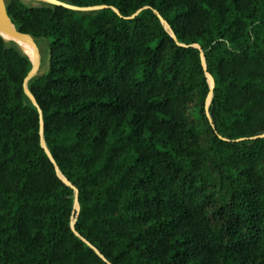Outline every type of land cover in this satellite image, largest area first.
<instances>
[{
  "label": "trees",
  "instance_id": "trees-1",
  "mask_svg": "<svg viewBox=\"0 0 264 264\" xmlns=\"http://www.w3.org/2000/svg\"><path fill=\"white\" fill-rule=\"evenodd\" d=\"M60 1L6 12L79 211L0 38V264H264V0Z\"/></svg>",
  "mask_w": 264,
  "mask_h": 264
},
{
  "label": "water",
  "instance_id": "water-1",
  "mask_svg": "<svg viewBox=\"0 0 264 264\" xmlns=\"http://www.w3.org/2000/svg\"><path fill=\"white\" fill-rule=\"evenodd\" d=\"M8 1H11V0H0V4L3 8V11H4V14H5V17L6 19L9 21V24H10V31L12 32L13 35L15 36H18L20 38H24L25 41H26V44L28 45L30 51L33 53L34 55V60L33 62L28 58V56L22 51V49L19 47V45L12 41V40H5L1 35H0V38L5 42V43H12L14 44L17 49L25 56L27 57V59L29 60L30 64H31V69L29 71V73L27 74L26 78L24 79V82H23V92H24V95L26 96V98L29 100V102L33 105V107H35V109L37 110V113H38V116H39V138H40V146L42 148V150L44 151V153L46 154L47 158L49 159V161L51 162V164L54 166V169H55V172H56V175L58 176V178L69 188H71L75 195H74V210L76 211V216L78 214V211H79V203H78V191L77 189L71 184L69 183L63 176L62 174L60 173L59 171V168L57 166V164L55 163L53 157L51 156L47 146H46V143H45V140H44V123H43V115H42V110L40 109V107L38 106L37 104V101L36 99L34 98V96L32 95V93L30 92L29 88H28V84L29 82L36 78L37 76H39V70L41 68V55L39 53V50L35 44V41L34 39L30 36V35H27V34H23L21 33L20 31H18V29L14 26V24L12 23V21L10 20V18L8 17L7 15V12H6V3ZM21 1L23 4H25L26 6H30V7H41V6H56V7H64L66 9H69V10H72V11H78V12H92V11H97V10H101V9H105L107 8L106 6H96V7H74V6H71V5H68L60 0H19ZM117 15H119L118 11L114 8H111ZM134 17V16H133ZM160 21L162 23V25L164 26V29L166 31H168L170 34H171V37L174 38V35L172 33V30L171 28L169 27V25L160 18ZM184 47V46H182ZM192 48H195L197 50H200V47L199 46H195V45H192L190 46ZM200 57H201V61H202V66H203V69L206 70V66H205V61H204V56H203V53L201 52L200 53ZM207 76L210 77L211 81H212V86H209V94H208V97L206 99V105H205V109L207 110L208 109V106L211 102V98H212V90L214 88V81L213 79L211 78V76L209 74H206V78ZM207 118L208 120L210 121V116L209 114L207 113ZM260 137H264V135L260 136ZM74 224H75V219L72 221L71 223V229L72 231L74 232V234L80 238L90 249H92L95 254L101 258L105 263L109 264L101 255L100 253L95 249L93 248L88 242H86L84 239H82L79 234H77L75 232V229H74Z\"/></svg>",
  "mask_w": 264,
  "mask_h": 264
},
{
  "label": "bare ground",
  "instance_id": "bare-ground-1",
  "mask_svg": "<svg viewBox=\"0 0 264 264\" xmlns=\"http://www.w3.org/2000/svg\"><path fill=\"white\" fill-rule=\"evenodd\" d=\"M0 35L5 39V40H12L16 42L19 47L22 49V51L28 56V58L33 62L34 60V55L30 51L28 45L26 44V41L24 38H20L18 36H15L12 34L10 31V24L9 21L6 19L3 8L0 4ZM207 79H210L209 76H207ZM208 84L212 86V82L210 79V82L208 81Z\"/></svg>",
  "mask_w": 264,
  "mask_h": 264
},
{
  "label": "rangeland",
  "instance_id": "rangeland-1",
  "mask_svg": "<svg viewBox=\"0 0 264 264\" xmlns=\"http://www.w3.org/2000/svg\"><path fill=\"white\" fill-rule=\"evenodd\" d=\"M47 70V65H41V68L39 70V75H42Z\"/></svg>",
  "mask_w": 264,
  "mask_h": 264
}]
</instances>
